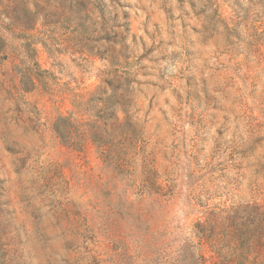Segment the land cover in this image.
<instances>
[{"label": "rangeland", "instance_id": "374dc122", "mask_svg": "<svg viewBox=\"0 0 264 264\" xmlns=\"http://www.w3.org/2000/svg\"><path fill=\"white\" fill-rule=\"evenodd\" d=\"M0 264H264V0H0Z\"/></svg>", "mask_w": 264, "mask_h": 264}]
</instances>
